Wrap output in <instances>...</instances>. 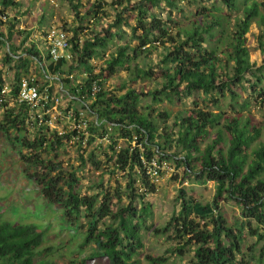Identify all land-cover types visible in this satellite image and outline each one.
<instances>
[{"label":"trees","instance_id":"1","mask_svg":"<svg viewBox=\"0 0 264 264\" xmlns=\"http://www.w3.org/2000/svg\"><path fill=\"white\" fill-rule=\"evenodd\" d=\"M66 1L75 14L68 29L62 25L70 31V61L62 58L46 64L48 57L34 39L17 53L8 42L18 18L9 20L6 39L0 31V43L8 47L5 60L15 62L14 82L7 94L0 95V133L19 151L25 177L61 210L68 224L80 230V246H93L89 257L103 258L105 264H140L138 256L144 247L141 230L152 210L145 196L155 188L147 167L152 160L174 159L196 178L214 181L215 192L212 201L203 204L184 197L180 190V209L162 231L172 225L182 244L169 254H146L148 264H165L170 254L181 255L186 247L192 251L187 264H249L242 250L248 234L264 239V0H210L211 7L199 4L186 19L172 15L177 9L183 13L184 0ZM161 3L165 7L159 11ZM1 4L20 6L15 0H1ZM81 7L85 8L82 13ZM1 17H7L3 11V24ZM123 22L129 32L122 28ZM252 23L259 27V66L250 61L245 45ZM125 36L124 43H114ZM111 46L114 48L107 52ZM157 48L161 49L158 59L143 66L140 56L148 57ZM32 61L46 80L50 74L59 82L57 91L69 105L79 103L92 116L89 130L93 135L88 142L95 136H107L108 144H99L98 150L109 160L114 155L113 166L126 178L123 188L79 193L77 168L65 169L54 159L62 146L71 144L84 164L85 147L80 140H72L75 130L65 126L59 133L48 124V114L39 122L28 106H10L9 101L16 102L20 80L30 73ZM120 70L130 82L148 79L160 85L146 89L153 101L159 94L170 102L190 98L191 107L177 113L171 124L165 119L168 112L154 115L151 106L141 111L145 92L126 86L125 81L118 88H125L123 92L105 86L107 78ZM94 82L96 91L92 90ZM46 83H39L40 88ZM3 84L0 78V90ZM48 90L51 94L55 91L51 85ZM252 105L261 118H255ZM119 138L126 143L116 148ZM87 160L98 167L94 152ZM124 197L127 203H122ZM222 201L240 207L244 221L239 227L228 222L220 209ZM44 236L34 222L0 218V264H34V257L45 250L40 249ZM69 264L85 263L70 259Z\"/></svg>","mask_w":264,"mask_h":264},{"label":"rangeland","instance_id":"2","mask_svg":"<svg viewBox=\"0 0 264 264\" xmlns=\"http://www.w3.org/2000/svg\"><path fill=\"white\" fill-rule=\"evenodd\" d=\"M15 1L20 2L18 9L12 5L3 6L0 0V11H3L7 16L1 17L4 23L0 24V31L4 32V39H6L9 36V31L7 30L9 20L18 18L19 22H16L12 27V36L8 42V44L10 42L14 44L17 53L23 50V47L30 39H34L39 49L45 52L43 32L53 24H64L67 25L65 28L68 29L69 24L73 23L75 18V14L66 0ZM83 2L86 3V0H83ZM182 4L183 13L177 9L176 14L174 11L172 15L186 19L190 15V10L193 11L199 4L211 7L210 0H192L191 3L184 0ZM164 7V3H161L158 10L161 11ZM84 10V7L80 8L81 13ZM163 12L166 14L165 11ZM128 20L134 22L131 18H128ZM102 22L104 23L105 20H102ZM122 28L126 32H129V26L126 23L123 22ZM20 31L22 32L19 33ZM68 34L70 36V31H68ZM258 34L259 27L256 23H252L245 34V45L249 50V59L255 66H259L262 63V55L257 42ZM24 38L25 42L22 43ZM126 39H128V36H125L123 40L114 39V43H124ZM113 48L111 46L107 49V52H110ZM7 49V44L0 43V78L4 82V86H9L14 82L15 74V62L5 60ZM159 52H161V49L157 48L148 57L142 54L139 58L140 63L145 66L147 61L152 60L155 62L158 59ZM31 63L30 73L23 77H33L40 84L47 82L46 84L53 86L55 89L54 93L59 97L58 104L62 113H64L66 106L77 110L83 109L79 103L69 105L67 98L57 91L59 89V82L54 80L50 74L47 75L48 79L46 80L40 68L34 65L33 61ZM48 63L49 60L46 64ZM154 68L155 70L159 69L158 66ZM124 81L126 82V86H136L139 90L145 92L141 96L139 104L141 111L148 110L151 106V108H155V111L152 113L154 115L158 112H168L169 116L168 118L165 117V119L169 124L173 122L177 113L191 107L190 98L182 102H170L162 94H159L157 96L158 100L153 101L152 96L147 95L146 89L160 88V85L148 79L130 82L128 75L123 70L117 71L108 77L105 86L114 90V92H123L125 88L122 90L118 88ZM248 92L249 90L243 92L245 97L248 96ZM9 104L10 106L18 105L13 100L9 101ZM225 108L230 109L229 107ZM2 110L3 108L0 107V120L2 118ZM212 110L216 111L217 109L212 107ZM251 112L255 115L256 119L261 118V112L253 105L251 106ZM88 115L91 119L92 116ZM53 119L54 121L56 120V118ZM55 122L51 123V128H53L54 124V128L62 130L67 125L65 118H60V122ZM162 123L163 121L159 120V124ZM117 142L116 148L126 143L122 138H119ZM99 144L105 146L108 144V141L101 140L97 136L96 139L90 140L85 145V162L83 165H81L82 162H80L76 147L71 144L62 146L58 150L57 155L54 156L55 161L59 162L63 168H77V174L80 176L77 191L81 194H94L102 188H108L111 191L119 186L123 188L126 184L124 172L113 166L114 155L112 160L107 159L102 154V150H98ZM91 152H94L96 160L99 161L97 168L94 167L95 165L90 160H87V156ZM156 165L158 166L159 177L157 180L152 181L155 184L154 190L145 196V200L150 202L152 210L151 215L147 217L141 230L144 247L138 256L140 264H148L145 259L146 254H169L172 248L182 244L181 240H178L173 232L172 225L168 226L165 231H162L163 226L170 222L171 217L177 214L180 209L179 201H182L183 198L180 197L181 189L184 191V197H192L203 204L211 202L215 192L214 181H203L196 178L193 173L185 171L183 164H177L174 159H164L161 162L156 161ZM22 168L19 151L13 147L6 136L0 133V218L11 222H34L38 224L39 229L43 230L45 240L40 249L45 250L40 255L34 257V264H69L70 259H76L80 262L84 261L85 264H105L103 258L89 257L93 251V246L91 244L85 247L80 246L82 241L80 230L68 224L62 216L61 210L39 194V187L35 182L25 177ZM127 202L128 199L124 197L122 203ZM220 205V209L228 222L234 227H239L241 221H244L240 213V207L233 201H222ZM251 224L255 227L256 222L252 220ZM187 248L181 255L176 253L170 254V258L165 264H187L192 259V251H187ZM242 250L244 252L243 257L249 261V264H264V239L261 240L255 235L248 234Z\"/></svg>","mask_w":264,"mask_h":264},{"label":"built area","instance_id":"3","mask_svg":"<svg viewBox=\"0 0 264 264\" xmlns=\"http://www.w3.org/2000/svg\"><path fill=\"white\" fill-rule=\"evenodd\" d=\"M44 54L48 57L49 62H57L60 59H65L70 61L72 59V52L69 45V34L68 31L60 24H53L48 27L44 35ZM50 84H46L42 89L39 83L34 80L33 77H22L20 80L18 91L15 95L17 103L24 104L28 106L33 114H35L39 120L45 114H48L50 119L48 124L52 125L54 123L53 118H65L68 130H75V134L72 136V140H80L82 146L88 142L92 132L89 130V125L93 118H89V113L86 109H72L66 106L64 113L59 108V97L55 93L51 94L48 90ZM92 90H98V85L96 82L92 85ZM9 91L8 86H3L0 90V95L7 94ZM2 97H0V101ZM54 116V117H53ZM54 127V124H53ZM64 130L59 129V133H63ZM97 136H95L96 139ZM101 140L108 141L107 136L101 138ZM147 173L150 175L151 180H157L159 177L158 166L156 161L152 160L147 167Z\"/></svg>","mask_w":264,"mask_h":264}]
</instances>
